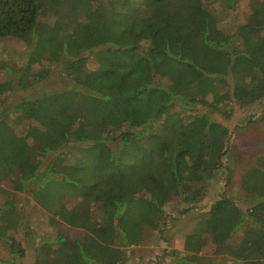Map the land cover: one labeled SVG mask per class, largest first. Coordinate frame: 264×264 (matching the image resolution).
Instances as JSON below:
<instances>
[{
	"label": "trees",
	"instance_id": "trees-1",
	"mask_svg": "<svg viewBox=\"0 0 264 264\" xmlns=\"http://www.w3.org/2000/svg\"><path fill=\"white\" fill-rule=\"evenodd\" d=\"M239 12L244 24L224 33ZM5 39L27 48L17 71L0 67L24 72L19 89L69 59L63 90L0 107V184L31 195L51 227L35 264H125L148 228L163 235L172 197L188 215L217 173L227 171L229 185L226 122L235 104L264 101V0H0ZM162 40L189 55L160 48ZM240 188L201 213L183 254L167 251L175 264H264L263 157ZM27 217L0 210V238ZM4 242L13 259L0 264H22L23 242Z\"/></svg>",
	"mask_w": 264,
	"mask_h": 264
},
{
	"label": "rangeland",
	"instance_id": "rangeland-1",
	"mask_svg": "<svg viewBox=\"0 0 264 264\" xmlns=\"http://www.w3.org/2000/svg\"><path fill=\"white\" fill-rule=\"evenodd\" d=\"M244 19L245 14L239 12L233 23L222 24L220 28L226 34L231 33L237 26L244 24ZM53 21L54 18L51 23ZM43 23L48 24L49 22L47 19H44ZM159 46L162 49L179 53L182 56L187 57L189 55L187 50L174 46L164 40L159 41ZM26 50V45L16 39L0 41V67H3V65H8V67L15 66L16 68L13 70L17 71L27 61ZM67 61L69 59H63L55 64H46L47 67L52 69L50 77L28 90L19 89L16 85L24 72L15 73L9 69L2 68L0 70V107L6 104V109L9 110L16 107L23 98H37L45 93L63 90L69 84L67 78L64 76V63ZM12 81H14V84ZM31 124L34 126L33 123ZM226 124L232 133L230 153L225 159L226 166L232 172L229 185L227 186L226 180L227 171L223 170L217 173L211 182L209 196L203 203L198 205V211H194L188 215L181 214L186 206L180 205L179 201L175 197H172L165 206V216L169 218L167 219L168 227L164 228L163 235L159 234L158 229L148 228L143 242L139 246L129 248L125 264H175L176 260L168 257L167 251L172 252L176 250L180 254L185 252L186 236L192 232L201 219V213L203 211H210L212 204L220 200L223 193L227 192L228 196L232 197L233 194L234 197L238 198L237 194L241 190L240 186L243 177L259 158H264V101L247 108H241L235 104L234 116ZM112 146L114 147L113 144ZM8 202L11 203L8 204ZM238 204L244 213L248 211L249 205L242 202H238ZM12 207H15L17 210L23 209L27 211L28 217L23 221L22 226L18 230L10 227L7 234L3 236V239L0 238V259H13L4 240L14 236L16 239L22 241L24 247L27 249V256L20 260V262L22 264H35L37 249L41 243L39 242V238L51 233L47 217L35 204L31 195L16 193L9 182H4L0 184V210ZM220 220L221 218L214 220L216 225ZM27 225L28 227L24 228ZM107 225L109 227L112 226L111 223ZM59 229L69 234L73 239L81 235V230L67 225H62ZM27 232L32 233V242L26 240L25 235Z\"/></svg>",
	"mask_w": 264,
	"mask_h": 264
}]
</instances>
